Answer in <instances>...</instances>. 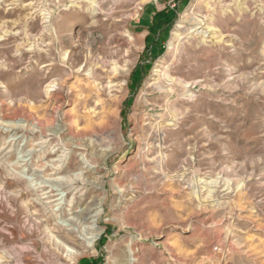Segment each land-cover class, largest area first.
Returning <instances> with one entry per match:
<instances>
[{
	"label": "rangeland",
	"instance_id": "obj_1",
	"mask_svg": "<svg viewBox=\"0 0 264 264\" xmlns=\"http://www.w3.org/2000/svg\"><path fill=\"white\" fill-rule=\"evenodd\" d=\"M0 264H264V0H0Z\"/></svg>",
	"mask_w": 264,
	"mask_h": 264
},
{
	"label": "bare ground",
	"instance_id": "obj_2",
	"mask_svg": "<svg viewBox=\"0 0 264 264\" xmlns=\"http://www.w3.org/2000/svg\"><path fill=\"white\" fill-rule=\"evenodd\" d=\"M195 30L193 29V30H191V32H194ZM92 72L93 71H90L89 73H88V75L87 76H89V77H91V76H93V75H91L92 74ZM113 72H116V73H118L119 72V70L118 69H113ZM110 87V86H109ZM108 87V88H109ZM57 89V87H56V85L55 84H51V85H49L48 86V93H50V92H52V91H54V90H56ZM46 166H47V164H44V165H42L41 166V168H42V170L44 169V168H46ZM58 166H54L53 164H51L50 165V169H53V170H58ZM55 172V171H54ZM59 179L58 178H56V179H53V180H48V182H57ZM74 217H79V215H74ZM73 217V218H74ZM70 219V222H73V221H75V219Z\"/></svg>",
	"mask_w": 264,
	"mask_h": 264
},
{
	"label": "trees",
	"instance_id": "obj_3",
	"mask_svg": "<svg viewBox=\"0 0 264 264\" xmlns=\"http://www.w3.org/2000/svg\"><path fill=\"white\" fill-rule=\"evenodd\" d=\"M156 17L157 18H160V22L162 23V24H165V21L163 20V18H164V14H158V15H156Z\"/></svg>",
	"mask_w": 264,
	"mask_h": 264
}]
</instances>
